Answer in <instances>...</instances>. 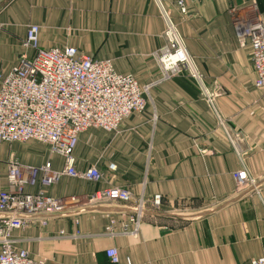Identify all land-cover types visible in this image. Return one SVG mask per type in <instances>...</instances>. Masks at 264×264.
Returning <instances> with one entry per match:
<instances>
[{
    "label": "crops",
    "instance_id": "1",
    "mask_svg": "<svg viewBox=\"0 0 264 264\" xmlns=\"http://www.w3.org/2000/svg\"><path fill=\"white\" fill-rule=\"evenodd\" d=\"M175 1L12 0L0 6L6 26L1 72L23 50L11 49L8 33L25 38L28 25L38 23L41 45H74L109 57L145 87V108L124 117L117 129L89 127L79 134L76 167L95 164L103 178L62 176L47 188L67 197L118 185L128 188L131 200L70 203L46 224L35 220L13 229L15 245L33 257L51 264H248L264 256V92L255 85L251 48L238 43L230 11L245 10L251 0H186L185 14ZM256 3L264 18V0ZM164 11L211 99L186 71L162 75L154 52L167 42ZM10 144H0V191L14 152L25 162L50 157L62 166V155L47 147ZM241 168L254 180L247 190L234 183L233 172ZM156 193L158 206L152 204ZM138 199L143 213L136 226L130 218ZM5 214L0 210V217ZM110 247L117 250V263L106 255Z\"/></svg>",
    "mask_w": 264,
    "mask_h": 264
},
{
    "label": "built area",
    "instance_id": "2",
    "mask_svg": "<svg viewBox=\"0 0 264 264\" xmlns=\"http://www.w3.org/2000/svg\"><path fill=\"white\" fill-rule=\"evenodd\" d=\"M2 0H0L1 2ZM181 14L188 12L186 0H176ZM232 23L240 45L251 48L256 72L255 85L264 92V18L256 0L241 11L231 7ZM165 45L154 52L163 76L186 71L193 78L200 94L209 99L212 92L188 53L183 38L170 16L163 13ZM19 59L6 72L0 73V144L37 140L48 145L50 152L62 155L61 167L50 157L40 163L25 162L14 153L7 161V185L0 191V264H51L35 258L15 245L11 233L35 220L46 224L61 215L70 203L100 201L129 202L131 194L125 186L109 185L90 194L55 196L47 188L62 176L99 182L104 173L95 165L77 168L73 149L79 134L89 127L115 130L121 120L145 108V87L131 72L115 68L109 57L87 54L74 45L45 47L40 44V25L30 23ZM114 169V161L108 163ZM236 188L247 190L254 180L245 168L233 172ZM161 194L152 197L160 205ZM130 220L139 223L143 202L138 199ZM109 228V227H108ZM113 263L117 250H105ZM248 264H264V256L250 258Z\"/></svg>",
    "mask_w": 264,
    "mask_h": 264
},
{
    "label": "rangeland",
    "instance_id": "3",
    "mask_svg": "<svg viewBox=\"0 0 264 264\" xmlns=\"http://www.w3.org/2000/svg\"><path fill=\"white\" fill-rule=\"evenodd\" d=\"M12 3V0H2L1 2H0V6L1 7H3V9H5L8 5H10ZM2 9V8H1ZM1 11L2 10H0V13H1ZM6 26H5V22L4 21H2L1 19H0V34H2V33H4L3 31L5 30L4 28H5ZM8 34H12L11 36H9V38H10V42L12 43V50L13 51H15V50H17L18 48H20L21 47V45L23 46V41H24V38H21L20 39V37H19V35H17L16 33H8ZM3 41V40H2ZM24 48V47H23ZM22 48V49H23ZM12 59V58H11ZM10 59V60H11ZM8 61V60H7ZM12 61V60H11ZM5 62H6V60H3V58H2V56L0 57V73H1V70H2V68L4 67L3 65L5 64ZM15 144H28V145H33L34 147H35V145L36 146H38V147H43V148H45L46 149V147H47V149H48V145L47 144H45V143H43V142H41V141H37V140H26V141H15V142H13L12 144H10V145H15ZM46 149V150H47ZM47 151H49V150H47ZM12 152H14V151H12ZM51 153V152H50ZM14 154H15V156H17L18 158H20L15 152H14ZM21 159V158H20ZM22 160V159H21Z\"/></svg>",
    "mask_w": 264,
    "mask_h": 264
}]
</instances>
